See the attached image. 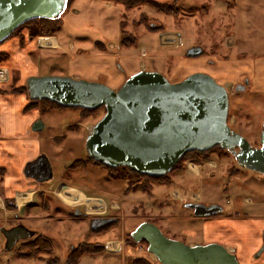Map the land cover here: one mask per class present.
Masks as SVG:
<instances>
[{"label":"rangeland","instance_id":"1","mask_svg":"<svg viewBox=\"0 0 264 264\" xmlns=\"http://www.w3.org/2000/svg\"><path fill=\"white\" fill-rule=\"evenodd\" d=\"M156 1L167 3L173 0ZM110 2L112 7L106 6L105 0H73L70 7L65 8L60 15L61 28L55 33L59 41L63 43L71 39L75 45L74 51L80 48L87 54L98 51L99 43L104 46H107L108 42L120 44L117 21L120 18L127 21V27L125 28V25L124 30L129 35L138 37L132 52H139L140 44L144 45L149 52L150 45L153 46L154 43L156 47L155 39L159 33L149 34L143 30V27H137L133 23L139 19L141 12L147 15L145 16L150 22L160 25L163 31L179 30L182 46L168 50L164 61L169 63L164 62L168 66L166 65L161 74L170 82L180 81L194 72L210 75L207 73V70H210L208 66L211 63L218 65L220 62L221 64L224 60V66H226L224 72L227 75H241L237 79L231 78L234 80L230 84L232 88L237 84H244L245 80L251 83L246 92L234 93V90H231L228 98L229 114H231L230 118L232 115L236 118L237 123H233L229 118L230 128L243 136L251 146L258 147L264 125V79L260 78L256 69L257 66L264 65V0H176L177 15L160 13L146 4L134 7L130 11L120 6L119 11V7L111 0ZM74 8L79 11L74 12ZM121 14H124V17ZM229 38L230 41H228ZM192 44L200 48L202 53L195 57H188L185 54ZM122 47L121 45V49ZM106 50L113 54L117 52V50ZM42 51V56L45 58L46 52ZM53 53H50V63L41 69L42 75L39 76H66L64 74L68 72L67 57L61 54L56 56ZM114 56L115 59L119 58L118 55ZM182 58L192 62L203 61L207 67L200 65L201 67L190 66L185 69L179 66L178 68L179 60ZM152 68L153 65L147 64L144 70L155 71ZM51 70L54 73L50 74ZM215 80L218 83L221 82ZM46 112L40 120L43 123L41 131L43 151L50 158L63 156L62 160H68V162L74 159L86 160L87 133L84 129L76 133L74 124L84 120V123L91 127L102 116L103 109L85 117L80 116V110L76 108H54ZM244 125L247 127L243 128ZM49 136L53 138L64 136V139L62 144H58L56 140L45 139ZM209 161L214 167L199 165V175L194 172L196 168L193 162L182 161L184 169L170 175V184H153L150 192L137 190L133 184H129L130 187L128 186L129 189L126 190L127 181L109 177L108 170L98 165L86 162L85 166L82 164L81 168L73 172L74 168H62L54 162L53 178L73 179L75 183L72 185L83 190L87 199L102 202L104 209L90 211L86 205L88 203L85 204V199L70 202V204L80 205L90 217L111 216L116 222L104 230L92 231L87 220L78 222L77 219L70 217L71 213L63 211L64 206L60 204L61 198L57 193L62 187L56 186L53 189L55 193L52 191L37 196L38 200L49 203L47 211L40 214L38 219L25 220L23 223L28 228L52 239L53 252L50 256L58 257L59 264H68L69 248L83 243H99L103 245V251L94 255H84L75 264H133V261L138 258H144L150 264L158 263L147 252L146 243L131 242L130 233L141 222H151L166 237L185 243L188 241L187 237L165 229L164 220L178 214H192V209L183 204L192 201L193 198L196 199L193 197L195 194L199 195V199L195 202L205 205L219 204L222 207L220 213L223 215L233 211L250 212L247 209L250 203L245 200V197H249L252 203L264 202V199L255 197L250 190L253 185L264 191V174L247 168H238L233 156L222 148L215 149ZM189 164H192V167H189ZM233 169L237 171L230 173ZM185 180L189 181V184L180 186L179 184ZM45 185L47 183L42 186ZM54 207L61 212L55 213ZM253 214L263 213L257 208ZM209 243L221 244L205 240L196 244ZM18 246L19 244L16 245ZM0 264L47 263L37 258H17L13 251H5L3 245V249L0 250Z\"/></svg>","mask_w":264,"mask_h":264},{"label":"water","instance_id":"2","mask_svg":"<svg viewBox=\"0 0 264 264\" xmlns=\"http://www.w3.org/2000/svg\"><path fill=\"white\" fill-rule=\"evenodd\" d=\"M66 2L0 0V42L28 20L57 18ZM200 53L198 47L186 51L189 57ZM247 83L237 84L233 90L241 92ZM229 87L202 72L170 82L160 72L144 69L128 76L116 89L71 76L26 79L32 101L46 100L64 108L89 111L104 108L103 115L89 129L85 150L92 160L105 167H127L142 175L162 177L186 153L219 147L231 153L240 167L264 174V125L259 147L251 146L230 128ZM42 129L40 120L32 125L34 131ZM46 164L48 174L40 182L52 178L48 160ZM185 207L192 209L195 217L214 216L222 210L219 204L188 203ZM113 221L110 217H95L90 228L97 230ZM0 233L5 239V251H12L19 240L32 237L36 231L18 224L0 227ZM130 236L134 242L145 241L147 252L160 264H239L236 256L221 244H188L170 239L151 222H141ZM262 236L258 254L264 250V230Z\"/></svg>","mask_w":264,"mask_h":264},{"label":"crops","instance_id":"3","mask_svg":"<svg viewBox=\"0 0 264 264\" xmlns=\"http://www.w3.org/2000/svg\"><path fill=\"white\" fill-rule=\"evenodd\" d=\"M111 1L114 2V0ZM111 4L110 0H105L106 6L112 7ZM113 4L119 7V11L121 10V4L115 2ZM124 10L127 9L124 8ZM73 11L78 12L79 10L74 8ZM121 15L124 17V14ZM142 15L146 14L143 12L139 13V18ZM117 21L120 29L122 20L119 18ZM123 21H125L124 26L126 25V28L127 21ZM133 23L137 27H143V30L149 32V34L159 33L155 39L156 47H154L153 43V46H149L150 51L147 52L146 47L140 44V51L137 53L132 52L138 37L131 35L135 40L130 42L129 45L108 42L107 46H104L99 43L97 45L98 51L93 54H87L80 48L74 51L75 45L71 39L61 43L56 34L29 39L27 30H22L19 35L0 42V227H8L17 218H21L24 221L38 219V216L43 212L45 213L48 206H50L47 201L43 202L37 199V196L53 191L48 184L43 187L44 183L40 182L37 176L40 170L41 156H44L52 167L55 162L60 167L67 169L72 163V161L62 160L63 156L50 158L43 151L42 130L34 131L32 130V125L36 121L42 120L43 114L47 112L42 111V106L39 103L32 104L34 101L30 100L28 96L26 79L30 76L42 75L41 69L44 66L47 67L50 63L51 52H54L53 54H56V56L61 54L67 57L66 66L68 72L64 75L98 81L113 89L118 88L131 74L141 69H146L147 64L153 65L152 70L163 72L169 63L164 61L168 50L182 46L181 33L179 30L163 31V28L160 31H149L143 23H137V21H133ZM125 32L128 34L126 30ZM41 39L45 41L42 43ZM120 40L121 34H119ZM228 41H230V38ZM121 45L123 46L122 49ZM191 47L196 46L192 44ZM106 49L117 50V52L114 54L108 53ZM42 50L46 52L45 58L42 56ZM118 50L120 51L118 52ZM114 55H118L119 58L115 59ZM164 62L167 64L165 65ZM219 63L218 65L211 63L208 66L210 70H207V73L221 81L220 83H232L234 82L232 79H237L241 76L239 74L234 76L227 75L224 72L226 68L224 60L221 64ZM200 65L207 67L203 61L192 62L182 58L179 60L178 68L179 66L185 69L190 66L201 67ZM256 72L260 78L264 79V65L257 66ZM52 73L54 72L51 70L50 74ZM250 84L242 92H246ZM17 88L21 90H14ZM230 120L233 123H237L233 115ZM74 126H76V133L84 129L88 134L90 125L85 124L84 120L77 122ZM244 127L246 128L247 125H244ZM45 139L56 140L59 142L58 144H62L64 136L58 138L49 136ZM210 163L209 161L204 164L214 167ZM82 166V164H79L77 167L81 168ZM194 166L196 168L194 170L195 174L199 175V165ZM60 182L61 184L66 183L69 187L60 189L61 192L70 189L77 193L76 195L82 197L81 201L85 199V204L89 201L80 188L63 179H60ZM186 184H189V181L185 180L179 185L185 186ZM250 190L255 197L264 199V191L262 192L257 186L254 187L252 185ZM177 196L180 197L178 194ZM193 197H196L197 200L199 199L198 194ZM61 200L66 202L62 198ZM245 200L250 203V207H247L250 212L240 213L233 211L224 215L218 213L211 217L178 214L177 216H169L164 220L165 229L178 235L184 234L188 240L185 243L188 244L200 243L202 240L219 242L236 256L239 264H264V250L258 254L263 243L264 202L252 203L249 197H245ZM6 202L11 207H7ZM257 208L263 214H253ZM4 242L5 239L0 233V250L1 248L3 249Z\"/></svg>","mask_w":264,"mask_h":264},{"label":"trees","instance_id":"4","mask_svg":"<svg viewBox=\"0 0 264 264\" xmlns=\"http://www.w3.org/2000/svg\"><path fill=\"white\" fill-rule=\"evenodd\" d=\"M73 0H67L66 8L70 7ZM115 3L121 4L125 9L130 10L134 7H137L142 4L149 5L154 10L164 13V14H172L177 15L178 9L176 6V0L167 3H160L156 0H114ZM125 21L120 22V34L121 40L120 43L123 45H129L134 39L133 36L128 35L125 33L124 30V23ZM137 23H143L144 26L149 31H160L162 27L157 25L156 23H152L149 21L148 17L142 15L141 18L137 20ZM61 28V19L60 16L54 19H47V18H35L28 20L18 26L8 37L7 39L11 38L12 36L19 35L22 30H27V36L29 39H35L37 37H44V36H52L54 35L59 29ZM14 90H21V89H14ZM39 103L42 106V111H50L51 109H62L61 107L55 103L40 100L34 101L32 104L35 105ZM80 110V115L82 117L89 116L95 114L99 109H103V107H99L93 111L76 108ZM231 114L228 113V119ZM219 147L212 148L206 152H188L184 156L180 158L177 164L172 168V170L162 177H150L146 175H142L136 172L131 171L127 167H117V168H107L103 167L108 170L107 174L109 177L114 179H121L127 181V189H129V184L135 185L137 190H141L144 192H150L153 184H170L171 178L170 175L174 172H178L184 169L182 165V161L188 160L193 162L196 165H201L210 160V157L215 153V149ZM93 163L95 165L102 166L100 163L92 160L90 157H86V160L83 159H76L73 162V168H77L79 164H86V162ZM129 186V187H128ZM7 203V207H11V205ZM132 243H135L132 241ZM146 243L145 241H141ZM14 255L20 259H34L37 258L39 260L45 261L47 264H59L60 260L58 257H52L50 254L53 252V242L49 236L44 234L37 233L33 238L28 239L26 241H22L19 243L18 247H15L13 250ZM103 251V245L99 243H83L77 246H74L72 250H69L67 256V263L68 264H75L81 257L84 255H94L97 253H101ZM133 264H150L144 258H138L133 261Z\"/></svg>","mask_w":264,"mask_h":264},{"label":"flooded vegetation","instance_id":"5","mask_svg":"<svg viewBox=\"0 0 264 264\" xmlns=\"http://www.w3.org/2000/svg\"><path fill=\"white\" fill-rule=\"evenodd\" d=\"M245 81H247L248 83H247V85L249 84V81L248 80H245ZM245 81H244V83H245ZM247 85L245 86V87H247ZM244 91V90H243ZM235 92V91H234ZM236 93V92H235ZM260 146V143H259V145H258V147ZM231 154V153H230ZM232 155V154H231ZM233 156V155H232ZM86 157L88 158V156L86 155ZM233 158H234V156H233ZM235 159V158H234ZM46 158L45 157H42L41 158V168H40V170H39V172H38V174H37V176L39 177V179H41L42 177H45V176H47V174H48V172H47V168H46ZM76 159H74V160H72V163H71V165L69 166V168H73V162L75 161ZM87 163H89L90 164V162H88L87 161ZM50 164V163H49ZM92 165H93V163H91ZM95 165V164H94ZM50 166H51V164H50ZM85 166V165H84ZM99 166V165H98ZM101 167H105V166H101ZM79 167H77V168H74V170H72L73 172L74 171H76L77 169H78ZM238 168H242V169H244L243 167H240L239 165H238ZM35 169H37V167H35ZM51 171H52V178L50 179V180H48V181H46V182H42V183H47L49 186H50V188L51 189H54L56 186H60V187H63V185L62 184H64V183H62L61 184V182H60V179H58V178H53L54 177V175H53V167L51 166ZM234 171H237L236 169H233L232 171H230V173H232V172H234ZM74 174L72 173V176H73ZM65 181L66 182H68L69 181V183H75V181L73 180V179H65ZM54 183V184H53ZM53 184V185H52ZM66 184V183H65ZM62 185V186H61ZM60 199V198H59ZM61 200V199H60ZM195 201H197V199H195V198H193V200L192 201H187V202H185L184 204H183V206H185V204H188V203H197V202H195ZM60 202V201H59ZM60 204H62V206H64V209H63V211L64 212H69V213H71L70 214V217L71 218H73V219H77V221L79 222V221H85V220H87V222H88V225H89V227H90V224H91V220L93 219V218H95V217H110V218H113L114 219V221L112 222V223H109V224H106L105 226H103V227H101V228H99V229H97V230H92V231H101V230H104V229H106L107 227H110L111 225H113L115 222H116V220H115V218L114 217H111V216H104V215H96V216H92V217H90V216H88V214H87V212L84 210V208L82 207H80V205H78V204H70V203H66V202H63L62 200H61V202H60ZM63 208V207H62ZM54 211H55V213H58V212H61V210H59L58 208H55L54 207ZM193 212V211H192ZM24 222V220L23 219H21V218H17V219H14L13 220V223L11 224V225H9L8 227H12V226H15V225H18V224H22V225H24L25 226V224L23 223ZM25 227H27V226H25ZM28 228V227H27ZM28 229H30V228H28ZM91 229V228H90ZM30 230H33V229H30ZM34 231V230H33ZM38 233V232H37ZM36 235V234H35ZM35 235H33L32 237H30V238H28V239H31V238H33ZM27 238L26 239H23V240H19L18 241V243H20V242H22V241H26V240H28ZM17 243V244H18ZM73 247L74 246H71L70 248H69V250H72L73 249Z\"/></svg>","mask_w":264,"mask_h":264},{"label":"bare ground","instance_id":"6","mask_svg":"<svg viewBox=\"0 0 264 264\" xmlns=\"http://www.w3.org/2000/svg\"><path fill=\"white\" fill-rule=\"evenodd\" d=\"M43 39H41V42L43 43ZM65 189V188H64ZM58 193L60 195V197L66 201V202H77L81 200V196L79 195H75V192L71 191L70 189L64 190L63 192L60 191V189L58 190ZM77 194V193H76ZM77 198V199H75ZM84 201V200H83ZM87 205L89 207L90 211H101L104 209V205L102 202H96V200H89L87 201ZM114 244V243H113ZM112 245V244H111Z\"/></svg>","mask_w":264,"mask_h":264},{"label":"built area","instance_id":"7","mask_svg":"<svg viewBox=\"0 0 264 264\" xmlns=\"http://www.w3.org/2000/svg\"><path fill=\"white\" fill-rule=\"evenodd\" d=\"M0 72H1V70H0Z\"/></svg>","mask_w":264,"mask_h":264}]
</instances>
